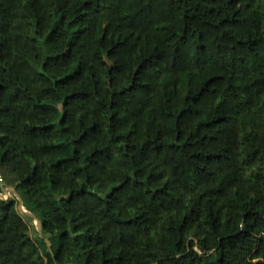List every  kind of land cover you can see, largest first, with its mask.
<instances>
[{
	"label": "trees",
	"instance_id": "obj_1",
	"mask_svg": "<svg viewBox=\"0 0 264 264\" xmlns=\"http://www.w3.org/2000/svg\"><path fill=\"white\" fill-rule=\"evenodd\" d=\"M0 173V264H264V0H0Z\"/></svg>",
	"mask_w": 264,
	"mask_h": 264
},
{
	"label": "rangeland",
	"instance_id": "obj_2",
	"mask_svg": "<svg viewBox=\"0 0 264 264\" xmlns=\"http://www.w3.org/2000/svg\"><path fill=\"white\" fill-rule=\"evenodd\" d=\"M9 188H12L14 189L12 186H8L3 178V175L0 173V193L4 195V197L6 198H9V197H12L14 196L13 193L9 192L8 189ZM1 199V198H0ZM29 224V232H30V235L32 237H35L37 236L38 234V224H37V221L35 219H33V221H29L28 222Z\"/></svg>",
	"mask_w": 264,
	"mask_h": 264
},
{
	"label": "water",
	"instance_id": "obj_3",
	"mask_svg": "<svg viewBox=\"0 0 264 264\" xmlns=\"http://www.w3.org/2000/svg\"><path fill=\"white\" fill-rule=\"evenodd\" d=\"M9 192L13 193L14 196L17 198L18 200V209L24 213H26L27 215L33 217L36 221H37V224H38V234L40 237H43L42 236V227H41V222L40 220L31 212H29L28 210H26L24 207H23V204H22V197L19 195V193L15 190V189H12V188H9L8 189ZM0 198L1 199H7L6 197H4L3 194L0 193ZM47 244L49 245V240L48 239H45Z\"/></svg>",
	"mask_w": 264,
	"mask_h": 264
}]
</instances>
